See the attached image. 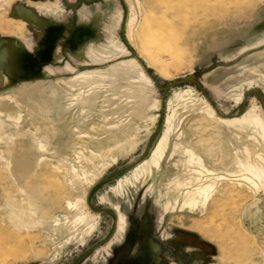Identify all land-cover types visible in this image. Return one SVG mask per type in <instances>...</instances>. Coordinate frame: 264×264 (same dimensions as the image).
<instances>
[{
	"label": "rangeland",
	"instance_id": "rangeland-1",
	"mask_svg": "<svg viewBox=\"0 0 264 264\" xmlns=\"http://www.w3.org/2000/svg\"><path fill=\"white\" fill-rule=\"evenodd\" d=\"M0 264H264V0H0Z\"/></svg>",
	"mask_w": 264,
	"mask_h": 264
},
{
	"label": "water",
	"instance_id": "water-1",
	"mask_svg": "<svg viewBox=\"0 0 264 264\" xmlns=\"http://www.w3.org/2000/svg\"><path fill=\"white\" fill-rule=\"evenodd\" d=\"M193 82H196V76L195 75H190L186 78H183L181 80H178V81H175L171 84H169L167 87L164 88V93L178 87V86H182V85H186L188 83H193Z\"/></svg>",
	"mask_w": 264,
	"mask_h": 264
},
{
	"label": "trees",
	"instance_id": "trees-1",
	"mask_svg": "<svg viewBox=\"0 0 264 264\" xmlns=\"http://www.w3.org/2000/svg\"><path fill=\"white\" fill-rule=\"evenodd\" d=\"M134 55H135V57L139 60V62H140L141 64H143V62H142L141 58L139 57V55H137L136 53H134ZM143 66H145V65L143 64Z\"/></svg>",
	"mask_w": 264,
	"mask_h": 264
},
{
	"label": "crops",
	"instance_id": "crops-1",
	"mask_svg": "<svg viewBox=\"0 0 264 264\" xmlns=\"http://www.w3.org/2000/svg\"><path fill=\"white\" fill-rule=\"evenodd\" d=\"M3 53H4V52H3ZM3 53H1V54H3ZM4 54H5V53H4ZM4 54H3V55H4Z\"/></svg>",
	"mask_w": 264,
	"mask_h": 264
}]
</instances>
